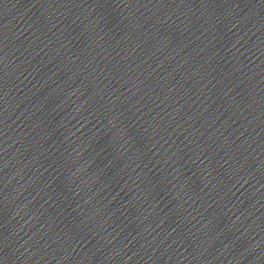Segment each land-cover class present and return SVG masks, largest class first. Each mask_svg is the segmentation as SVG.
<instances>
[{"label": "water", "instance_id": "1", "mask_svg": "<svg viewBox=\"0 0 264 264\" xmlns=\"http://www.w3.org/2000/svg\"><path fill=\"white\" fill-rule=\"evenodd\" d=\"M0 264H264V0H0Z\"/></svg>", "mask_w": 264, "mask_h": 264}]
</instances>
